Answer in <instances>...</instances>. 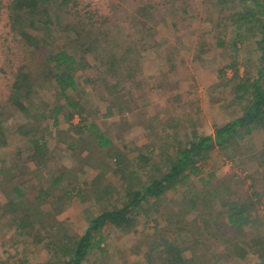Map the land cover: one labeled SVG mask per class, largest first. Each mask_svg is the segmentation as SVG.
<instances>
[{
    "label": "rangeland",
    "instance_id": "obj_1",
    "mask_svg": "<svg viewBox=\"0 0 264 264\" xmlns=\"http://www.w3.org/2000/svg\"><path fill=\"white\" fill-rule=\"evenodd\" d=\"M9 1L0 0V105L5 106L0 108V205L6 203L4 191L17 183L25 184L23 189L31 200L37 195L34 176L39 174H28L34 168L24 170L26 157L33 153L28 143L32 133L47 142L48 152L39 164L41 172H62L63 187L76 182L89 185L94 166L101 172L95 182L103 192L101 205L95 206L85 197L67 200L58 190L51 191L52 197L40 205L41 214L49 213L50 220L62 223L61 229L39 234L38 225H29L19 236L12 219L23 216L26 209L19 208L13 215L0 214L2 264H56L60 259L54 244L60 256L64 247H69L67 237L84 235L88 222L102 206L113 205V200L121 202L123 193L120 179L116 181L119 175L114 173V158H107L108 148L97 149L95 133L112 140L111 147L124 155L126 162L121 165L126 167L122 170L132 185L158 178L168 170V160L193 134L212 135L216 126L241 113L246 103L240 102L241 92L236 94L239 80L233 76L242 77L247 72L249 79L255 80L261 70L264 72V61H259L254 44L259 38L257 31H242L239 40L243 42H234L237 25L229 17L240 9L239 0L227 7L218 0H70L62 12L61 28L67 24L79 31L84 28L83 38L75 45L80 43L81 49L85 44L93 55L84 59L88 68L74 75L77 92L70 93L66 104L54 91L52 80L44 77L46 72L33 49L17 43L7 18ZM39 19L45 15L40 14ZM64 36L62 31L51 30L39 46L48 55L66 43ZM218 40L224 47L216 45ZM128 43L135 44L139 53L133 74L126 68L114 74L100 67L96 57L101 50L105 58L114 55L120 61ZM21 65L29 67L35 81L34 94L26 102L27 116L5 102L15 70ZM261 84L264 87V74ZM23 119H27L25 128ZM83 125L95 126L96 130L84 129L79 135ZM30 130V136H25ZM247 139L235 138L227 150L211 151L201 173L187 183L177 180L158 200L143 202L129 226L108 225L101 230L96 236L98 248L82 264H162L167 255L170 261L178 259L181 250L189 264H262L255 256L237 258L235 246L239 241L217 227L218 216L246 198L264 215L263 129ZM200 177L209 182L207 191L198 182ZM51 180L46 176L45 186ZM111 181L113 187L103 189ZM141 186L139 182L137 191ZM199 194L196 209L191 210ZM259 233L264 235V228ZM37 234L45 240L35 247L31 241Z\"/></svg>",
    "mask_w": 264,
    "mask_h": 264
},
{
    "label": "trees",
    "instance_id": "obj_2",
    "mask_svg": "<svg viewBox=\"0 0 264 264\" xmlns=\"http://www.w3.org/2000/svg\"><path fill=\"white\" fill-rule=\"evenodd\" d=\"M239 1L240 9L233 12L229 17V20H233L237 25L236 29L238 34L234 42L241 41L239 37L242 31L248 34L257 31L259 38H254L256 39L254 40V44L260 53L259 61L262 63L264 61V0ZM69 2L70 0H10L6 7L9 26L16 37L17 43L29 46L33 49L32 51L36 53L37 59L40 60L42 68L46 72L44 77L52 80L51 85L54 91H56L58 97L61 96L63 98L66 104L69 103L70 93L75 94L77 92V83L74 75L78 71L88 68V64L84 59L89 55H93V51L91 49H86L85 44L81 49L80 43L78 46L75 45V42H79L80 38H83V34L85 33L84 28L82 31H79L78 28L70 24L61 28V24H63L62 12L65 6H68ZM218 2L220 5L224 6L229 3H234L233 0H218ZM40 14H44L45 19H39ZM51 30L64 32L65 36L62 37V39L66 43L60 44L59 48H54L46 55L48 52L43 51V46H39V43H42V37L48 35ZM105 34H107L105 36L108 38V34L110 33L106 32ZM95 41L97 47H100L101 42L98 39ZM242 42L243 41L240 43ZM216 45L218 47H224L223 41L221 40H218ZM232 45L231 47L234 48ZM123 47L125 54L120 61L114 55L105 58L103 56L105 52L101 50V53L96 57L100 67H104L108 71L112 70L114 74L117 73V69L126 68L127 72L133 74V64L135 65L139 58L138 50L133 43H128ZM15 71L14 84L5 102L8 101L19 114L27 116L29 110L26 102L29 101V98L34 94L35 81L31 75L32 71L29 70L27 65L17 67ZM263 74L264 72L261 70L255 80H250L247 72H245L242 77H238L235 73L233 78L239 80L236 94L239 95V92H241L244 96H240V102L243 101L246 103L241 113L236 115L232 120L220 126H216L212 135L201 136L193 134L188 142L185 143L183 147L177 149L174 156L168 160V170L158 178L147 179V181L139 180L142 186L138 191L137 187L139 182L132 185L129 180L127 181L129 175L122 170L126 167L121 165V162H126L124 155H121L122 153L120 150L111 147L112 140L102 134L95 133L97 149L101 151L108 148L106 151L107 158H114L113 163L115 162L116 171L114 173L120 177L116 178V181L118 182L120 179L121 183L118 185L123 193V195H121V202L113 200V205L102 206V208L95 213L96 216L88 222V230L84 235L78 239L67 237L69 238L67 240L70 242L69 247H64L65 250L64 252L61 251L60 256L58 253L59 247H54L55 244L54 246L50 245L49 248L52 246L54 252H56L55 255L60 259L56 264H82L86 257L98 248L99 244L96 241V236L99 235V232L105 227L108 225L122 228L129 226L134 222L135 217H137V213L143 202H147L149 199L158 200L165 193L173 189L177 180L187 183L192 176L201 173L202 166L206 162L211 151L214 149L227 150L231 140L235 138H239L240 141L243 139L248 140L247 138L253 136V132L256 130L263 129L264 131V87L261 84ZM16 84L17 88L14 87ZM3 106L0 105V108H5V106ZM33 109L34 108H31V110ZM56 109L59 110L60 107H56ZM23 120L25 124L21 125L22 128H25V126L28 125L26 124L27 119ZM56 123V120H54L53 125L55 126ZM88 126L89 125L80 126L78 134H83L82 131L84 129L96 130L95 126ZM41 131L44 130L41 129ZM37 132L39 133L40 131L38 130ZM30 134L31 130L24 133L25 136H30ZM28 143L33 153L26 157L24 161V170L28 171L34 168L33 171L27 173L31 176H34L33 174L36 172L39 174L37 177L34 176V179H37V195L31 200V198L25 194V189H23L25 184L23 182L17 183L4 191L6 203L0 205V214L9 212L13 215L17 213V209L19 208L26 209L24 210L26 212H23V216L12 219V227H14L16 232L18 231V233H21L19 236L22 235L24 229L29 225H38L39 234H46L55 228H63L61 222L56 219H49L51 216L49 213L41 214L40 211V205L52 197L53 194L51 191L58 190L59 194L66 197L67 200H71L75 197H85L88 201H94V205H101L100 201L102 200L101 196L103 192L98 191V186L95 183L101 176L98 166H94L95 170L89 180V185L85 186L84 184L76 182L73 186L67 185L63 187L61 185L64 180V174L62 172L55 170L50 174L49 169L44 170V173L40 170L39 164L43 158L46 157L48 152L45 138L43 136L35 137L34 133H32ZM71 147L73 148L72 145H70V148ZM142 160L145 159L141 158L140 161ZM46 176L52 178L49 186H45L43 182ZM34 179L31 178V181H34ZM198 182L206 188L204 191H207L209 182H206L201 177L198 179ZM111 186L113 187L112 181L109 186L103 189ZM87 191L92 192L94 196H88L86 193ZM213 192L216 194L218 191L215 189ZM200 197V194L195 196L193 205L190 207L191 210L196 209V204ZM92 199L98 201L96 202ZM158 205L159 204H157V206ZM240 207H243L244 211H240ZM45 220H49L50 222L48 221L45 223ZM237 226H240L241 229ZM217 227L224 230L223 233H229L232 239L239 241V245L235 246V251L239 252L237 258L242 259L249 256V259H251L255 256L259 258L263 264L264 235H261L259 231H262L264 228V215H260L259 212L256 211L255 205L250 201V198H246L245 201H242L239 206L234 209L230 206L227 207V211L218 216ZM48 228L51 230H46V232L45 229ZM39 234L31 241L35 247L42 244L45 240V238H40ZM240 237L242 238L239 239ZM59 241L62 240H58L57 243ZM182 251L183 250L177 254V256L179 255L178 259L174 261H172V259L170 261L167 255V258H163L162 264H189V262L184 259L185 257L181 256ZM0 264L2 263L0 262Z\"/></svg>",
    "mask_w": 264,
    "mask_h": 264
}]
</instances>
